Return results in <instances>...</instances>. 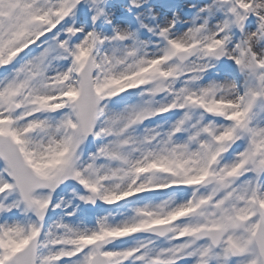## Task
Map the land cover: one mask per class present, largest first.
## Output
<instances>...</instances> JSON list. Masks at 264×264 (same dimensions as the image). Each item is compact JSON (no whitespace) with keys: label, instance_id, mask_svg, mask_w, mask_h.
Masks as SVG:
<instances>
[{"label":"snow or ice","instance_id":"1","mask_svg":"<svg viewBox=\"0 0 264 264\" xmlns=\"http://www.w3.org/2000/svg\"><path fill=\"white\" fill-rule=\"evenodd\" d=\"M0 264H264V0H0Z\"/></svg>","mask_w":264,"mask_h":264}]
</instances>
